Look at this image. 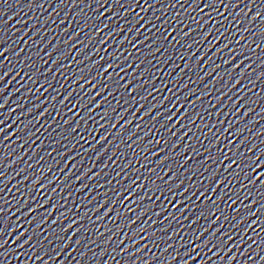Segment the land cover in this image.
<instances>
[{
	"label": "water",
	"instance_id": "obj_1",
	"mask_svg": "<svg viewBox=\"0 0 264 264\" xmlns=\"http://www.w3.org/2000/svg\"><path fill=\"white\" fill-rule=\"evenodd\" d=\"M193 3L0 0V264H264V0Z\"/></svg>",
	"mask_w": 264,
	"mask_h": 264
},
{
	"label": "snow or ice",
	"instance_id": "obj_2",
	"mask_svg": "<svg viewBox=\"0 0 264 264\" xmlns=\"http://www.w3.org/2000/svg\"><path fill=\"white\" fill-rule=\"evenodd\" d=\"M104 2L106 3L107 2V0H104ZM200 4H203L204 5V8H208V9H212V8H215V6L217 5V4H221V5H225V0H207V2H205V0H194V3H193V7H197L198 5H200ZM229 6H231V0H228V3L225 5V10H227V7H229ZM201 10H203V9H201ZM261 15V13H256V16H260ZM4 51H7V49H5ZM4 53L3 52H0V56H2ZM109 67H111V65H109ZM97 75H99V73H97ZM83 78V77H82ZM93 79H95V77H93ZM3 80V76H0V81H2ZM125 87H126V85H125ZM133 91H135V89H133ZM71 95V94H70ZM101 104H103L104 103V101H101L100 102ZM93 111H95V109H93ZM108 113H107V111L105 112V115H107ZM146 115H147V113H145ZM187 115V113H185V116ZM170 119H171V117H170ZM181 119H184V117L182 116L181 117ZM3 130L2 129H0V132H2ZM261 155H264V153H261ZM169 157L168 156H164L163 158H162V160L160 161L161 163H163L165 160H167ZM217 158H219V157H217ZM209 159H211V158H209ZM186 163H187V161H185ZM234 163H235V161H234ZM258 167H261V166H264V165H257ZM228 167L229 168H231L232 167V165L231 164H229L228 165ZM169 171H171V169H169ZM261 175H264V173H262ZM255 181H253V183H254ZM181 183H183L182 181H181ZM220 183H224V181L223 180H221L220 181ZM33 187H35V185H33ZM188 190L187 189H185V192H187ZM213 194H215V193H213ZM161 195H163V193H161ZM173 199H175V197L173 196ZM219 199H223V197H220ZM109 211H111V209H109ZM0 214H2V212H0ZM137 219H139V217H137ZM217 219H219V217L217 218ZM69 228H71V227H73V225H69L68 226ZM4 235V232L2 231V230H0V236H3ZM18 239H19V237H18ZM31 239V238H30ZM26 243H27V241H26ZM0 247H2V245H0ZM202 264H203V262H202Z\"/></svg>",
	"mask_w": 264,
	"mask_h": 264
}]
</instances>
